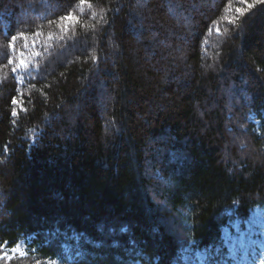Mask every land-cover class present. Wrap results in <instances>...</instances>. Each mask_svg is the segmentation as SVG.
I'll return each instance as SVG.
<instances>
[{
    "label": "trees",
    "instance_id": "1",
    "mask_svg": "<svg viewBox=\"0 0 264 264\" xmlns=\"http://www.w3.org/2000/svg\"><path fill=\"white\" fill-rule=\"evenodd\" d=\"M255 210L264 0H0L6 264H229Z\"/></svg>",
    "mask_w": 264,
    "mask_h": 264
},
{
    "label": "rangeland",
    "instance_id": "2",
    "mask_svg": "<svg viewBox=\"0 0 264 264\" xmlns=\"http://www.w3.org/2000/svg\"><path fill=\"white\" fill-rule=\"evenodd\" d=\"M232 215V211L226 213V216ZM222 235L229 250V264H264V210H255L245 224L229 220ZM26 257L24 242L0 252V262L4 264L23 261ZM184 263L201 264L196 256L187 257Z\"/></svg>",
    "mask_w": 264,
    "mask_h": 264
}]
</instances>
